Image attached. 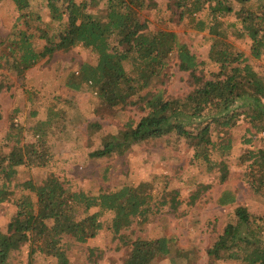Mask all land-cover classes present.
Masks as SVG:
<instances>
[{"label":"trees","instance_id":"trees-1","mask_svg":"<svg viewBox=\"0 0 264 264\" xmlns=\"http://www.w3.org/2000/svg\"><path fill=\"white\" fill-rule=\"evenodd\" d=\"M12 1L19 11L17 23L25 19L24 23L29 24L33 15L41 21L39 14L27 12L31 0ZM102 1L46 0L50 18L58 25L52 28L51 35L44 31L41 34L45 46L36 48L32 35L22 30L17 39L0 40V46L6 44L0 65L3 61L11 63L18 73L25 74L40 59L82 45L96 54V64L83 63L78 76L72 73L75 79L68 81L69 88L79 91L86 84L93 89L101 99L97 113L103 119L115 118L127 110L139 114L128 117L122 128L102 136L91 157L125 155L137 144L175 133L190 141L195 158L208 171L218 167L220 182H228V163L215 160L212 152L216 149L228 152L232 148L230 139L217 145L218 138L235 127L241 115L250 122L249 131L264 132V77L229 40L227 32L237 38L249 37L251 55L261 58L264 14L242 6L235 12L237 22L226 23L222 28L224 17L234 10L229 0H167V10L175 21L186 18L195 30L208 32L209 58L218 68L209 77L200 69L197 54L175 31L150 29L143 12L158 8L157 0H108L106 21L95 10ZM239 1L244 4L250 0ZM173 56L178 69L189 74L187 83L191 90L182 98L170 97L166 86L171 80ZM242 107L244 111H240ZM53 112L46 124L56 117ZM15 125L11 116L9 132L0 146V204L17 195L21 186L22 192L33 193L35 198L22 193L16 201V214L6 230L0 229V264H8L10 256L27 243L30 244L27 264H40L39 256L56 259L57 264H70L67 254L70 245L64 241L65 237L71 236L78 243L88 242L103 228L102 217L106 214H112L111 228L125 247L123 264H153L157 258L172 254L185 259L187 264H196L194 252L183 249L174 234L153 239L126 234L135 217L145 218L153 210L151 202L158 207L168 204L178 211L182 202L177 191L166 192L163 187L153 198V185L142 182L93 194L72 190L52 174L40 183L27 180L21 184L20 167L45 166L51 155L41 138L42 129L37 133L39 139L30 143L24 142L21 129ZM90 127L101 126L93 123ZM245 160L249 171L244 177H248L254 189L264 193V148L248 151ZM203 188L208 190L211 186ZM200 197L201 191L195 190L190 202L196 203ZM217 202L222 206L238 203L236 191L225 189ZM235 215L236 220L228 222L207 248L211 260L208 264H221L219 260L264 264V214L252 213L248 205L237 204Z\"/></svg>","mask_w":264,"mask_h":264},{"label":"rangeland","instance_id":"rangeland-1","mask_svg":"<svg viewBox=\"0 0 264 264\" xmlns=\"http://www.w3.org/2000/svg\"><path fill=\"white\" fill-rule=\"evenodd\" d=\"M107 1L103 0L95 9L103 21H106ZM157 1L158 8L143 12V17L150 22V29L175 31L180 40L197 54L201 61L200 69L211 77V73L217 72L218 68L209 58L211 41L206 38L208 32L195 30L186 18L180 22L175 21L167 10V0ZM46 4V0H31L27 12L39 14L42 19L38 21L33 15L31 22L26 24L25 19L17 23L19 11L14 1L0 0V40L17 39L18 33L23 30L32 35L33 45L42 49L46 40L40 37L41 34L44 31L51 35L52 28L58 25L50 18ZM229 4L234 10L224 17L225 25H221L222 28L226 27V23L237 22L235 12L242 6L264 14V0H250L244 4L239 0H229ZM205 14L206 10L202 15ZM227 35L264 77V55L258 59L251 55V39L237 38L229 31ZM5 46H0V56ZM96 59L95 53L78 45L68 52L58 51L52 57L40 59L25 74L18 73L11 63L3 61L0 65V146L4 144L9 132L10 117L14 116L15 127L21 129L24 142L36 141L39 139V129L44 131L41 138L46 141L51 155L45 166L20 167L19 183L23 184L27 180L40 183L52 174L72 190L93 194L114 191L128 184L136 186L142 182L153 185V198L160 194L163 187L166 192L177 191L178 199L182 202L178 211H174L168 204L158 207L151 202L153 210L145 218L135 217L126 234L143 239L174 234L183 249L194 252L196 264H208L211 260L207 248L228 222L236 220L237 204L248 205L252 213L264 214V193L254 189L248 183V177L243 175L249 171L245 160L248 151L264 148V132L256 134L254 130L249 131L250 122L241 115L235 127L220 134L217 145L227 143L228 139L232 142L228 152L222 149L212 152L215 160L228 163L229 180L225 183L220 182V169L217 167L208 171L195 158L194 146L190 141L175 133L137 144L125 155L93 158L90 153L100 145L102 136L116 131L120 126L122 128L128 117L139 116L136 110H127L115 118L103 119L97 113L101 99L93 89L86 84L79 91L69 88L68 81L78 76L81 65L96 64ZM176 61L173 56L171 80L166 86L170 97L182 98L191 90L187 83L189 74L180 71ZM73 72L76 73L75 77L72 76ZM52 111L57 113L56 117L46 124ZM240 111H244V107ZM93 123L101 127H90ZM250 138L252 141L249 142ZM204 185H210L211 188L205 190ZM225 189L236 191L238 203L222 206L217 202ZM195 190L201 191V197L196 203H191L190 197ZM22 193L35 198L33 193L22 192V186L18 187L17 195L0 204V229L6 230L8 222L16 214V201ZM112 217V214L103 216V228L86 243L75 242L71 236L65 237L64 241L70 245L67 250L70 264H123L125 247L111 228ZM29 245L27 243L22 250L15 251L8 264H27ZM174 256H161L153 264H187L185 259ZM44 257L39 256L40 264H57L56 259ZM219 263L242 264L237 260H219Z\"/></svg>","mask_w":264,"mask_h":264}]
</instances>
